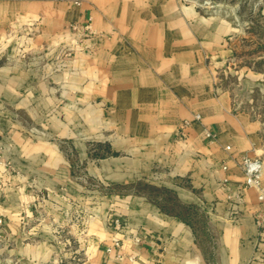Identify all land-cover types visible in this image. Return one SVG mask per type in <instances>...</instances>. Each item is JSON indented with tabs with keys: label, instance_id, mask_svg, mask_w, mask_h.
Listing matches in <instances>:
<instances>
[{
	"label": "crops",
	"instance_id": "obj_1",
	"mask_svg": "<svg viewBox=\"0 0 264 264\" xmlns=\"http://www.w3.org/2000/svg\"><path fill=\"white\" fill-rule=\"evenodd\" d=\"M74 1L0 0V264H264L240 165L264 161V120L227 82L264 91L230 66L243 28L187 0ZM150 179L206 213L212 258L132 187Z\"/></svg>",
	"mask_w": 264,
	"mask_h": 264
},
{
	"label": "rangeland",
	"instance_id": "obj_2",
	"mask_svg": "<svg viewBox=\"0 0 264 264\" xmlns=\"http://www.w3.org/2000/svg\"><path fill=\"white\" fill-rule=\"evenodd\" d=\"M201 6L208 8L211 11H216L222 15H226L230 19L236 21V23L243 28L244 35L240 37L235 46L236 53L231 61V68L235 71L239 70L241 64L248 66L253 70H264V48L258 46L255 43H249L245 39L253 40L262 36L264 39V16H262L259 9L263 7L264 0H191ZM262 9V8H261ZM257 26V28H253ZM252 38V39H251ZM263 45V44H262ZM241 63V64H240ZM228 84L234 88L236 97L239 101L246 103L245 108L252 111L255 116L264 120V91L259 88H252L242 81L240 83L236 76L230 77L227 80ZM151 180V179H150ZM150 183L154 186L164 187L162 180H154ZM155 183V184H154ZM127 189H130L126 187ZM141 191V194H151L155 199H160L165 196L166 198L173 199V193H166L164 191L152 190L149 191L145 187ZM178 197V194L176 192ZM179 199V197H178ZM171 206V204L169 205ZM200 210L190 209L187 213L191 216L194 226L198 229V245L205 258H212V254L215 249L216 235L210 230L211 224L208 218L205 219L200 213ZM206 214V213H205ZM210 230V231H208Z\"/></svg>",
	"mask_w": 264,
	"mask_h": 264
},
{
	"label": "built area",
	"instance_id": "obj_3",
	"mask_svg": "<svg viewBox=\"0 0 264 264\" xmlns=\"http://www.w3.org/2000/svg\"><path fill=\"white\" fill-rule=\"evenodd\" d=\"M188 2H193L191 0H187ZM74 3L76 5H79L80 2L78 0H75ZM76 28V27H74ZM87 29L90 28V26H86ZM197 118H199V116H197ZM207 136L209 138H214L215 135L208 133ZM240 165L243 169V172L245 174V186L247 188H256L258 190V197L259 200L261 202L264 203V182H263V178H264V161L260 158H250V157H243L241 159ZM224 169H227L226 167H224ZM4 227V221L3 219L0 217V232L2 231ZM112 228L116 233H120L124 230L125 228V222L121 217H113L112 218ZM132 240L135 244H140L142 242V237L134 234L132 236ZM122 246V241L119 239H114L112 240L111 245H109L106 248V252L108 254H112L115 248H121ZM118 258H121V256H119ZM129 260L131 262V264H134L136 261V256L135 255H131L129 257ZM253 264V262L251 263Z\"/></svg>",
	"mask_w": 264,
	"mask_h": 264
},
{
	"label": "trees",
	"instance_id": "obj_4",
	"mask_svg": "<svg viewBox=\"0 0 264 264\" xmlns=\"http://www.w3.org/2000/svg\"><path fill=\"white\" fill-rule=\"evenodd\" d=\"M253 28H257V26H255ZM262 47L264 48V46H262ZM142 186L147 188L149 191L158 190V191H164L166 193H173L174 198L172 200L169 198H166L165 196L161 197L158 200V199H155L153 196H151V194H145L144 193V195H146L150 199L151 202H153L154 204L159 206L162 211L180 217L184 222H186L188 225H190L195 230V232H197V237H198V229L194 226L193 221L191 220V216L187 213V211L190 209L199 210L200 209L199 207H197L196 205H193V204L182 203L178 199L176 192L174 190H171V189L166 188V187L162 188V187L154 186L150 183H144L142 181L138 182L137 184L133 185L132 187L135 189L136 193L141 194L140 189L141 190L143 189V188H141ZM170 204H171V206H169ZM200 213L203 215V217H205V219H207V215L205 214L204 211L200 210Z\"/></svg>",
	"mask_w": 264,
	"mask_h": 264
}]
</instances>
